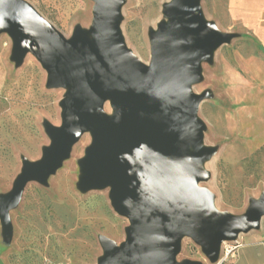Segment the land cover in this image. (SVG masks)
Instances as JSON below:
<instances>
[{
  "label": "water",
  "instance_id": "water-1",
  "mask_svg": "<svg viewBox=\"0 0 264 264\" xmlns=\"http://www.w3.org/2000/svg\"><path fill=\"white\" fill-rule=\"evenodd\" d=\"M92 1L89 39L80 27L65 38L26 0H0V32L12 38L15 62L29 51L46 70L48 87H69L60 101L61 125L45 124L51 142L38 160L23 161L0 198V217L6 220L25 185L44 183L90 131L78 188L109 187L111 206L128 220L119 245L99 237L97 264H199L176 261L183 236L216 260L223 241L258 228L264 217V194L235 216L217 212L212 196L196 187L207 178L201 165L213 151L203 145L196 117L204 95L191 86L201 62L232 34L203 18L200 0H170L162 9L166 20L149 33L144 64L124 43L122 0ZM106 100L111 114L102 110Z\"/></svg>",
  "mask_w": 264,
  "mask_h": 264
},
{
  "label": "rangeland",
  "instance_id": "rangeland-1",
  "mask_svg": "<svg viewBox=\"0 0 264 264\" xmlns=\"http://www.w3.org/2000/svg\"><path fill=\"white\" fill-rule=\"evenodd\" d=\"M65 38L76 27L89 32L92 0H26ZM170 0H122L119 27L126 47L142 63L150 60V36L165 21ZM227 0H200L205 20L230 33L210 60L200 64V78L191 86L203 94L196 117L203 123L202 142L212 149L204 162L207 178L199 182L213 198L217 212L241 215L249 201L264 194V55L244 29L229 20ZM13 40L0 32V198L12 189L24 160L35 161L51 142L45 124L61 125L60 101L69 87L47 86V72L27 52L17 63ZM111 114L110 101L102 108ZM82 133L68 156L44 183L28 182L19 201L0 217V264H97L103 255L99 237L117 245L125 239L128 220L111 206L109 187L83 191L80 160L91 144ZM210 162V163H209ZM264 226V217L259 227ZM256 229V228H255ZM240 233L237 241L252 232ZM235 241H223L216 260L183 236L178 263L229 264Z\"/></svg>",
  "mask_w": 264,
  "mask_h": 264
},
{
  "label": "crops",
  "instance_id": "crops-1",
  "mask_svg": "<svg viewBox=\"0 0 264 264\" xmlns=\"http://www.w3.org/2000/svg\"><path fill=\"white\" fill-rule=\"evenodd\" d=\"M229 20L248 34L264 55V0H227ZM229 264H264V226L247 233Z\"/></svg>",
  "mask_w": 264,
  "mask_h": 264
},
{
  "label": "built area",
  "instance_id": "built-area-1",
  "mask_svg": "<svg viewBox=\"0 0 264 264\" xmlns=\"http://www.w3.org/2000/svg\"><path fill=\"white\" fill-rule=\"evenodd\" d=\"M233 241H235V244H234L233 248L227 250V254H231V257H232V255H233L235 249H236V248L240 245V243H241V242H238V241H237V238L234 239Z\"/></svg>",
  "mask_w": 264,
  "mask_h": 264
},
{
  "label": "bare ground",
  "instance_id": "bare-ground-1",
  "mask_svg": "<svg viewBox=\"0 0 264 264\" xmlns=\"http://www.w3.org/2000/svg\"><path fill=\"white\" fill-rule=\"evenodd\" d=\"M209 163H210V162H209ZM201 166H202L203 169H205V168H206V163L203 162ZM196 187L199 188V189H201L199 183H197Z\"/></svg>",
  "mask_w": 264,
  "mask_h": 264
}]
</instances>
